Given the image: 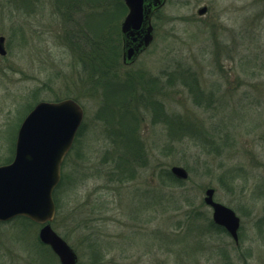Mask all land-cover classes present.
<instances>
[{"label": "rangeland", "instance_id": "374dc122", "mask_svg": "<svg viewBox=\"0 0 264 264\" xmlns=\"http://www.w3.org/2000/svg\"><path fill=\"white\" fill-rule=\"evenodd\" d=\"M127 14L86 0L69 23L54 0H0V165L35 105L73 99L84 119L51 224L77 264H264V0H166L150 47L126 66L119 41L101 84L90 43L113 27L121 40ZM209 188L240 218L239 245L214 226ZM40 228L1 222L0 264H60Z\"/></svg>", "mask_w": 264, "mask_h": 264}, {"label": "water", "instance_id": "95a60500", "mask_svg": "<svg viewBox=\"0 0 264 264\" xmlns=\"http://www.w3.org/2000/svg\"><path fill=\"white\" fill-rule=\"evenodd\" d=\"M128 9L122 26L123 61L134 63L154 39L152 18L166 0H124ZM206 8L199 11L200 15ZM0 37V55L7 54ZM83 108L73 99L39 102L21 123L14 158L0 165V222L25 217L41 226L39 239L51 248L60 264H77L78 256L52 228L56 216L54 191L61 181L64 158L72 149L83 123ZM177 179L187 180V171L171 168ZM215 190L205 192L204 203L213 210V221L238 242L240 218L229 207L214 200Z\"/></svg>", "mask_w": 264, "mask_h": 264}, {"label": "trees", "instance_id": "16d2710c", "mask_svg": "<svg viewBox=\"0 0 264 264\" xmlns=\"http://www.w3.org/2000/svg\"><path fill=\"white\" fill-rule=\"evenodd\" d=\"M35 1L36 0H28V2H35ZM54 2L56 3L57 7L60 9V12L64 15V20H67L69 23L70 22L73 23L71 15H72V17H75L74 14H76L80 10V8L83 6V4H85L86 0H54ZM122 11H124V12L121 13V17L125 13L124 4H123ZM102 13H104L103 15H107V13H109V11L104 10ZM108 16H109V14L107 15V18H108ZM74 24L79 25V29H77V32L78 33H82L83 29H82L81 22L79 20H77V19L76 20L74 19ZM110 29L112 30V32L111 31H106L107 34L105 33L103 35L100 33V35H102V36L97 37L95 40H93L90 43V46H92L91 59H92V61H94L95 59L96 60L98 59L100 61V66H99L100 68L98 70L102 74L101 84H106V85H107V83L110 82V80H109V77L107 78V77H104L103 75L105 74V72L107 73L108 69L114 68V67H112L113 64L119 62L120 56H121V50H120V46H119V44H120L119 41H122V43H123L122 35H121V40H120V37H119L120 34L118 35L117 28L115 29L113 27V28H110ZM113 33H115L116 36L118 35V38H119L118 41L116 39L112 38ZM109 34L112 35V36H110ZM83 35L85 37H87V33H85V34L83 33ZM69 36L70 37L74 36L73 32L71 34H69ZM89 41H91V40H89ZM75 43L76 42L74 41V44ZM84 44H88V43L85 41ZM75 46H77L78 49L80 48V44H78V43H76ZM112 51H114V54H112ZM117 66L118 65H116L115 68H117ZM96 69H97V67H96ZM184 77L186 78L185 80L189 82L188 84H191L190 87L194 88L196 90V88L198 86V84L196 83L197 81L194 78H192L193 80H191L187 76H184ZM134 85H135V83H134ZM122 112H127V109L122 108ZM130 135L131 136H128V137L133 139L132 133H130ZM128 156L129 155L125 156L126 159H128ZM128 163H129V160H128ZM20 218L28 220L27 218H23V217H20Z\"/></svg>", "mask_w": 264, "mask_h": 264}, {"label": "flooded vegetation", "instance_id": "af4514ba", "mask_svg": "<svg viewBox=\"0 0 264 264\" xmlns=\"http://www.w3.org/2000/svg\"><path fill=\"white\" fill-rule=\"evenodd\" d=\"M155 14V13H154ZM145 52V51H144ZM143 52V53H144ZM142 53V54H143ZM140 57V56H139ZM138 57V58H139ZM138 58H137V60H138ZM137 60L134 62V63H132V64H125L124 63V61H123V46H122V61H123V63H124V65H126V66H131V65H133V64H135L136 62H137ZM74 145V144H73ZM211 209V208H210ZM211 215H212V222H213V224H214V226L216 225L219 229H221V230H223V232H225V233H227L228 235H230L229 233H228V231L224 228V227H221V226H218L217 224H215V222L213 221V210L211 209ZM231 236V235H230ZM232 238V237H231ZM238 238H240V235H239V231H238ZM235 244L236 245H239V239H238V242H235Z\"/></svg>", "mask_w": 264, "mask_h": 264}]
</instances>
